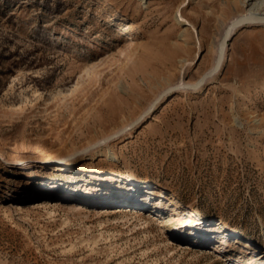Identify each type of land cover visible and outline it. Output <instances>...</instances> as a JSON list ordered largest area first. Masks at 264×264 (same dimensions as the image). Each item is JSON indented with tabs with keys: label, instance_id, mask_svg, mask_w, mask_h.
I'll return each mask as SVG.
<instances>
[{
	"label": "rangeland",
	"instance_id": "374dc122",
	"mask_svg": "<svg viewBox=\"0 0 264 264\" xmlns=\"http://www.w3.org/2000/svg\"><path fill=\"white\" fill-rule=\"evenodd\" d=\"M262 1L0 0V264H264Z\"/></svg>",
	"mask_w": 264,
	"mask_h": 264
},
{
	"label": "water",
	"instance_id": "95a60500",
	"mask_svg": "<svg viewBox=\"0 0 264 264\" xmlns=\"http://www.w3.org/2000/svg\"><path fill=\"white\" fill-rule=\"evenodd\" d=\"M248 24H263L264 25V11L254 10V11L247 12L245 14L237 15L227 25V27L224 31V34H223L221 42H220V47H219V51L217 54L216 61H215V64L211 70L204 73L202 75V77L194 83L182 82L181 84L180 83L175 84V85H172V86L166 88L165 90H163L162 92L159 93V95L153 100V102L146 109V111H144L138 118L134 119L133 121H131L126 126L120 128L117 132L110 134L109 136L99 140L98 144H102V143H105L111 139L118 138V137L124 135L125 133L129 132L132 128H134L142 120V117L145 113L146 114H148V112L150 113L153 110L154 106L158 102H160L164 97L172 94L173 92H175L177 90H182V89H184V90H198L199 88H201L208 79L215 76L222 68V65L224 62L225 48H226V46H228V40L231 38V37H228L229 31L232 29L236 31L237 29H239L245 25H248Z\"/></svg>",
	"mask_w": 264,
	"mask_h": 264
},
{
	"label": "bare ground",
	"instance_id": "6f19581e",
	"mask_svg": "<svg viewBox=\"0 0 264 264\" xmlns=\"http://www.w3.org/2000/svg\"><path fill=\"white\" fill-rule=\"evenodd\" d=\"M264 1V0H263ZM260 2V4L261 5H263L264 4V2ZM261 9V8H260ZM260 9H259V7H256L255 5H252L250 8H249V10L247 11V12H250V11H254V10H256V11H260ZM261 11H264V9H262ZM246 12V13H247ZM242 14H245V13H242ZM234 32H235V30H230L229 31V34H228V37H232V35L234 34ZM224 34V33H223ZM221 39H222V37H221ZM221 39H220V41H219V43H218V46L216 47L217 49H218V51H219V47H220V42H221ZM230 40V39H229ZM228 40V41H229ZM226 48H227V46H226ZM226 48H225V51H226ZM213 67V66H212ZM182 82H185V80H181L179 83L181 84ZM146 115V113L143 115V117ZM142 117V118H143ZM73 158H74V156L72 157H67V158H62V159H58V161H59V163L57 164V167H59L60 169L59 170H61V168L63 167V166H66V165H72L73 163H74V160H73ZM57 170V169H56ZM131 177H132V182H137V177L135 176V175H131ZM130 178V177H129ZM135 187H137V185L136 186H134V188ZM133 188V189H134ZM130 193V192H129ZM119 209H124V208H122V207H118ZM151 215V214H150ZM155 218V217H154ZM197 224H199V221L198 222H196ZM204 227H206V224L204 225ZM208 229V228H207ZM205 234H208L207 232L205 233ZM211 250V249H210ZM257 259H259V256H257L255 259H253V261H251V263H253V262H256L257 261Z\"/></svg>",
	"mask_w": 264,
	"mask_h": 264
}]
</instances>
